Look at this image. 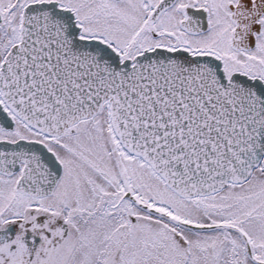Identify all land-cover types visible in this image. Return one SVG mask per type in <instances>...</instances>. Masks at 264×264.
<instances>
[{
	"label": "snow or ice",
	"instance_id": "6c2138e0",
	"mask_svg": "<svg viewBox=\"0 0 264 264\" xmlns=\"http://www.w3.org/2000/svg\"><path fill=\"white\" fill-rule=\"evenodd\" d=\"M0 264H264V0H0Z\"/></svg>",
	"mask_w": 264,
	"mask_h": 264
}]
</instances>
